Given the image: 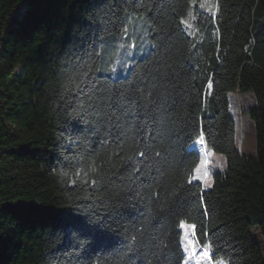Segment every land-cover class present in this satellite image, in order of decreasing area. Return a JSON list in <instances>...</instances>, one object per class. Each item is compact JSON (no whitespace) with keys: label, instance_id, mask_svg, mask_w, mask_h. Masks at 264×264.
<instances>
[{"label":"trees","instance_id":"obj_1","mask_svg":"<svg viewBox=\"0 0 264 264\" xmlns=\"http://www.w3.org/2000/svg\"><path fill=\"white\" fill-rule=\"evenodd\" d=\"M198 1L0 0V264H183L180 221L212 261L264 264V0L196 5L216 29L201 70L183 23ZM129 17L152 49L114 79ZM235 92L255 99L254 156ZM197 139L225 159L209 188Z\"/></svg>","mask_w":264,"mask_h":264},{"label":"rangeland","instance_id":"obj_2","mask_svg":"<svg viewBox=\"0 0 264 264\" xmlns=\"http://www.w3.org/2000/svg\"><path fill=\"white\" fill-rule=\"evenodd\" d=\"M196 5L199 6L201 12L211 15L216 11V0H199L198 2H192L188 18L183 20L185 29L192 38L193 51L189 58V62L194 68L201 70L203 68L202 58L204 57L205 44L207 41H215L216 29L207 18L200 20L199 15L196 14L199 11H196L195 9ZM23 9L24 6L21 7L19 13H17L15 17L19 18ZM129 20L130 23L125 25L122 35L115 38L113 41V58L111 59V56H109L108 59L110 61L106 58L108 60V67L102 70V73L110 75L114 79L127 76L130 68L146 57L152 49V43L149 38V28L146 21L141 17L138 18L139 21H137L136 24L133 23V20L130 17ZM102 51L104 52L103 48ZM17 73H20V69H17ZM228 99L229 111L236 125L237 148L246 156H254L256 150L255 128L254 121L250 118L248 113V111L255 105L254 96L250 92H235L230 93ZM191 148H194L200 156L197 167L201 168V178L196 179V181L203 182L204 187L209 188L212 183V175L215 172L224 169V156L206 149L200 139L194 141L191 144ZM205 172L207 173V176H204ZM185 225V228H180L182 232L181 242L182 240H191V230L188 227L189 225ZM251 234L259 243L264 256V241L258 228L252 227ZM205 252H207V256L205 255ZM203 253L200 248L196 246L195 262L194 258H188V255H192L191 249L188 253L184 252L185 260L183 264H185V262L186 264H219L220 260H211L208 251L203 250ZM223 264L226 263L223 262Z\"/></svg>","mask_w":264,"mask_h":264},{"label":"snow or ice","instance_id":"obj_3","mask_svg":"<svg viewBox=\"0 0 264 264\" xmlns=\"http://www.w3.org/2000/svg\"><path fill=\"white\" fill-rule=\"evenodd\" d=\"M200 172H201V168L200 167H197L195 168V179H200ZM204 176H207V173L205 172L204 173ZM191 183V181H189ZM185 223L183 221H180L179 222V227L181 229L185 228ZM192 229H193V233L195 232V225H191ZM196 244H197V240L195 238V236L193 235V238L191 240H182L181 242V247L183 248V251L185 253H188L189 250L191 249L192 250V254L194 255L195 254V247H196ZM205 255L207 256V252H205ZM186 264V262H185ZM219 264H223L222 261L219 262Z\"/></svg>","mask_w":264,"mask_h":264}]
</instances>
